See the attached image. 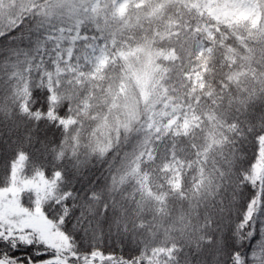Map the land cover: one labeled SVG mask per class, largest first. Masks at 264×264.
Returning a JSON list of instances; mask_svg holds the SVG:
<instances>
[{"label": "snow or ice", "instance_id": "6c2138e0", "mask_svg": "<svg viewBox=\"0 0 264 264\" xmlns=\"http://www.w3.org/2000/svg\"><path fill=\"white\" fill-rule=\"evenodd\" d=\"M0 264H264V0H0Z\"/></svg>", "mask_w": 264, "mask_h": 264}]
</instances>
